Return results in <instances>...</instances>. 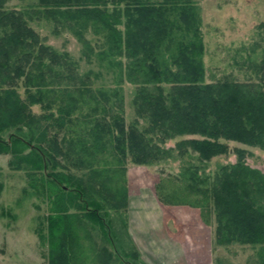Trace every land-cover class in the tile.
I'll use <instances>...</instances> for the list:
<instances>
[{
    "label": "trees",
    "instance_id": "16d2710c",
    "mask_svg": "<svg viewBox=\"0 0 264 264\" xmlns=\"http://www.w3.org/2000/svg\"><path fill=\"white\" fill-rule=\"evenodd\" d=\"M7 2L0 0V77L15 79L11 71L15 77L22 71L24 75L26 66L34 67L31 61L36 62L38 71L23 83V100L12 89L0 87V154L11 156L10 167L36 180L28 185L36 195L54 196L45 226L47 235L39 231L41 242L47 244V264H80L78 233L86 230L85 222L93 223L112 248L95 245V264L142 263L127 223L123 221L117 230L111 220L101 216L107 212L105 205L110 211L126 210L124 193L121 201L110 196L109 204H103L105 185L99 184L100 173L93 166L89 174L68 172L67 163L73 159L76 145L70 142L68 150L60 133L73 107L61 106L62 115L56 117L54 113L38 116L30 111L35 104L46 107L43 100L52 82L83 95L91 93L95 99L97 95L105 103L104 115L114 116L94 119L90 131L93 144L86 143L84 148L97 150L108 137L115 153L123 160L129 157L135 165L151 166L191 153L201 163H210L230 154V142L264 150V60L253 66L255 74H261L259 82L224 78L207 83L201 22L193 0H38L36 9L31 10L52 21L55 35L71 33L84 47L82 54L89 63L94 51L85 33L92 30L103 37L99 60L117 79V86L126 83L135 88L132 105L137 119L129 126L122 116L119 90H91V77L99 76L93 71L77 73L68 54L41 43L29 24L32 18L28 10L8 11ZM14 58L15 62L23 60V70L11 63ZM54 67L60 68L58 72ZM49 78H53L50 84ZM92 110L98 114L97 105ZM140 121L147 127L140 128ZM175 140L174 148H165L167 142ZM232 153L236 161L219 167L211 179L199 177L197 169L183 177L189 191L212 201L215 244L258 246V259L264 264V174L246 164L245 149L235 148ZM24 194L28 192L24 190ZM124 235L130 239V247L124 243Z\"/></svg>",
    "mask_w": 264,
    "mask_h": 264
},
{
    "label": "rangeland",
    "instance_id": "374dc122",
    "mask_svg": "<svg viewBox=\"0 0 264 264\" xmlns=\"http://www.w3.org/2000/svg\"><path fill=\"white\" fill-rule=\"evenodd\" d=\"M193 1L197 6L201 22L205 81L210 83L230 78L241 83L259 82L258 78L261 74H255L253 66L264 60V0ZM36 5L38 0H8L5 9L20 12L28 10L32 18L29 24L42 40L41 43L60 54H68L77 67L75 69L77 73L82 75L93 71L99 76L91 77L92 84L89 86L91 90L96 91L100 87L106 90L118 89L123 98L122 116L126 125H131L137 119L132 105L135 88L126 83L117 86V79L112 73L108 74L104 63L99 60L98 55L104 43L103 37L94 34L92 30L85 33V38L94 51L92 62L89 63L82 54L84 47L71 33L63 32L55 35L52 21L39 18L31 11L36 9ZM2 35L3 31L0 29V37ZM19 58H23L21 54ZM15 60L12 59L11 63L23 70V60L18 62ZM31 63L34 67L31 64L26 66L24 75L22 71L19 77H15V72L11 71V77L15 78L13 80L0 77V87L4 90L12 89L23 100L26 97L23 83L38 71L36 62L31 61ZM54 68L56 72L60 69ZM50 80L53 78L48 79V84ZM46 91H49L45 95L46 99L43 100L46 107L35 104L30 107L31 113L38 116L54 113L56 117L58 113L62 115L59 112L61 106L73 107L66 128L60 133V137L65 138L64 145L68 150H70V142L76 145L73 149V159L67 163L68 172L75 175L89 174V169L93 166L94 170L100 173L99 184L105 185V190L102 191L103 204H109L110 196H115L116 200L121 201L119 198L124 193L128 203L127 209L115 212L110 211L105 205L108 208H106L107 212H102L101 216L111 220L112 226L117 230L123 227V221L127 223L129 234L137 235V241L140 239L137 244H141L139 249L142 263L179 264L180 262L173 250L168 252L165 261L159 259V256L155 258L156 263L149 260L153 247L161 246V255L168 247L158 234V221L163 218L169 233L178 237L204 238L206 247L207 242H211L214 264H260L258 246L215 244L216 223L212 201L204 200L201 195L189 191L186 187L188 181L183 175L187 176L189 170L197 169L199 177L213 178L219 167L236 161L232 153L235 148L245 149L248 154L246 164L264 174V150L230 142L228 143L230 154L215 158L210 163H201L197 155L191 153L183 158H174L151 166L135 165L131 163L129 157L123 160L115 153L113 143L109 139L107 141L108 137L101 141V147L97 150H93V147L84 148L86 143L93 144L90 131L94 126V119L101 121L105 116L102 112L105 103L100 98L99 100L97 95L95 99L91 93L85 92L83 95L72 87H67L65 84L56 85L53 82ZM66 92L71 94L67 95ZM96 105L98 114L92 112ZM105 117L107 120L114 118L112 114ZM45 125L49 126L47 123ZM139 127L146 128V122L140 121ZM3 138L7 140L8 134ZM177 141L167 142L165 148H174ZM27 152L25 150V153ZM79 158L83 163L78 162ZM11 160V156L0 154V264H47V244L41 242L39 231L47 235L45 226L47 218L51 216L54 196L49 199L43 192L36 195L28 187L31 183L36 184V180L33 182L34 178L29 180L30 177L25 171L10 167ZM62 161L67 162L63 158ZM37 176L35 179L38 180ZM88 176L86 178H89ZM24 190L28 192L27 195L24 194ZM71 213H74V210H71ZM85 224L86 230H80L78 233L80 264H95L94 256L97 252L95 245L97 248L100 246H107L111 250L112 248L106 243L98 228L92 227L93 223L85 222ZM126 242L130 244L129 247L132 245L130 239L124 235V243ZM126 259L129 257L126 256Z\"/></svg>",
    "mask_w": 264,
    "mask_h": 264
},
{
    "label": "crops",
    "instance_id": "0c3cea01",
    "mask_svg": "<svg viewBox=\"0 0 264 264\" xmlns=\"http://www.w3.org/2000/svg\"><path fill=\"white\" fill-rule=\"evenodd\" d=\"M162 218V217H161ZM159 230L158 234L163 238L162 241L165 243V246L168 247L164 250L163 255H161L160 247H153L150 254V261L156 263V256H159V259H163L164 261L167 259V254L169 251H175L180 262L179 264H214L212 260V248L211 242H207L204 238H194V237H182L175 236L169 233L168 228L166 227V222L163 220L158 221ZM163 229V231H161ZM134 245L141 255V251L139 249V245L137 244V235L130 234ZM142 259V255H141Z\"/></svg>",
    "mask_w": 264,
    "mask_h": 264
},
{
    "label": "flooded vegetation",
    "instance_id": "af4514ba",
    "mask_svg": "<svg viewBox=\"0 0 264 264\" xmlns=\"http://www.w3.org/2000/svg\"><path fill=\"white\" fill-rule=\"evenodd\" d=\"M141 256V255H140Z\"/></svg>",
    "mask_w": 264,
    "mask_h": 264
}]
</instances>
